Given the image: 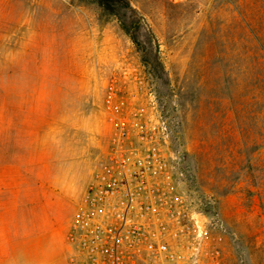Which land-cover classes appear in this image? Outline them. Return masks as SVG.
<instances>
[{
	"label": "rangeland",
	"instance_id": "1",
	"mask_svg": "<svg viewBox=\"0 0 264 264\" xmlns=\"http://www.w3.org/2000/svg\"><path fill=\"white\" fill-rule=\"evenodd\" d=\"M126 1L0 0V264H90L93 192L133 264H264V0Z\"/></svg>",
	"mask_w": 264,
	"mask_h": 264
},
{
	"label": "built area",
	"instance_id": "2",
	"mask_svg": "<svg viewBox=\"0 0 264 264\" xmlns=\"http://www.w3.org/2000/svg\"><path fill=\"white\" fill-rule=\"evenodd\" d=\"M92 197L86 199L85 205L77 211L73 219V227L76 231L84 229L86 244L82 247V257L90 264H133L131 256L135 255L132 246L123 245L124 242H134L138 235L139 224L132 217L133 199L127 200V206L123 212L121 223L118 226L104 228L101 222L91 223L99 220L96 216L104 213V210L113 203L103 200L93 192ZM168 205V200L162 201ZM140 217L148 214L151 208L143 207ZM90 227H93L90 229ZM72 234V233H71ZM151 255L159 260L158 264H178L176 255L166 244H159L156 248L151 247ZM72 264H76L73 262ZM85 264V263H82Z\"/></svg>",
	"mask_w": 264,
	"mask_h": 264
},
{
	"label": "trees",
	"instance_id": "3",
	"mask_svg": "<svg viewBox=\"0 0 264 264\" xmlns=\"http://www.w3.org/2000/svg\"><path fill=\"white\" fill-rule=\"evenodd\" d=\"M101 6L102 8L107 12V13H111V12H114L115 10H121V9H128L132 12H134V9L131 7V5L126 1V0H96ZM139 25V22L138 20H131V24L130 25H125V29L127 31H129L130 29V34L133 38V40L135 41L137 38H136V35L135 33H132L133 31H135L136 29H133L134 26H138ZM144 62L147 64L149 63V58H148V55L147 53L144 55ZM5 102L2 101L0 102V107L3 105L4 106ZM7 107V106H5ZM2 108V107H1ZM14 109V108H13ZM0 116H3L0 112ZM14 156V155H13ZM17 159V158H16ZM7 163L6 161H3L1 160L0 158V165L2 164H5ZM16 161H14V163L12 164H15L16 165Z\"/></svg>",
	"mask_w": 264,
	"mask_h": 264
},
{
	"label": "crops",
	"instance_id": "4",
	"mask_svg": "<svg viewBox=\"0 0 264 264\" xmlns=\"http://www.w3.org/2000/svg\"><path fill=\"white\" fill-rule=\"evenodd\" d=\"M72 222H71V225H70V229H69V231H68V233H69V236H68V239H70V236H71V233H72V230H73V219L71 220ZM71 246L69 245V247L68 248H70ZM69 250V249H68ZM68 264H70V260H69V262H68ZM72 264V263H71Z\"/></svg>",
	"mask_w": 264,
	"mask_h": 264
}]
</instances>
